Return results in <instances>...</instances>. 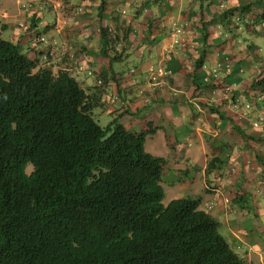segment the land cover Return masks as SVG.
<instances>
[{
    "label": "crops",
    "instance_id": "obj_1",
    "mask_svg": "<svg viewBox=\"0 0 264 264\" xmlns=\"http://www.w3.org/2000/svg\"><path fill=\"white\" fill-rule=\"evenodd\" d=\"M36 34L60 51L45 64ZM0 38L74 77L97 123L153 129L169 202L198 200L243 264H264L262 0H0Z\"/></svg>",
    "mask_w": 264,
    "mask_h": 264
},
{
    "label": "trees",
    "instance_id": "obj_2",
    "mask_svg": "<svg viewBox=\"0 0 264 264\" xmlns=\"http://www.w3.org/2000/svg\"><path fill=\"white\" fill-rule=\"evenodd\" d=\"M37 61L0 38V264H243L198 200L162 203L153 129L100 127L75 78Z\"/></svg>",
    "mask_w": 264,
    "mask_h": 264
},
{
    "label": "clouds",
    "instance_id": "obj_3",
    "mask_svg": "<svg viewBox=\"0 0 264 264\" xmlns=\"http://www.w3.org/2000/svg\"><path fill=\"white\" fill-rule=\"evenodd\" d=\"M234 2H235V0H234ZM32 7V5H28V4H26V6L25 5H23L22 6V10L23 11H25L27 14H29V16H36L37 15V11H40L41 10V6H35L33 9L31 8ZM77 12H80V11H77ZM20 27H22V26H20ZM39 37H43V38H45L48 42H49V40L44 36V35H39V34H36L35 36H34V38H33V49L34 50H36L37 52H39V55L40 56H42V51H40V49H39V47H40V45L37 43V41H36V39L37 38H39ZM49 44L55 49V55L53 56V57H50V59H53V58H55L58 54H59V49H57V46H56V44L55 45H53L52 43H50L49 42ZM39 45V46H38ZM113 52L115 51L114 49H113V47H112V49H111ZM42 59V58H41ZM48 60V59H47Z\"/></svg>",
    "mask_w": 264,
    "mask_h": 264
},
{
    "label": "built area",
    "instance_id": "obj_4",
    "mask_svg": "<svg viewBox=\"0 0 264 264\" xmlns=\"http://www.w3.org/2000/svg\"><path fill=\"white\" fill-rule=\"evenodd\" d=\"M36 41L40 45V51L43 52L41 56L43 61H46L49 57H53L55 55V49L49 44V42L45 38L39 37L36 39Z\"/></svg>",
    "mask_w": 264,
    "mask_h": 264
},
{
    "label": "rangeland",
    "instance_id": "obj_5",
    "mask_svg": "<svg viewBox=\"0 0 264 264\" xmlns=\"http://www.w3.org/2000/svg\"><path fill=\"white\" fill-rule=\"evenodd\" d=\"M44 11V10H43ZM242 29H244V27H242ZM98 125L100 126V127H102V128H104L105 126H107L108 125V123H107V121H99V123H98ZM26 172L27 173H30L31 172V166H28L27 167V169H26ZM163 188H164V193H165V197H164V199H163V201H162V203L164 204V205H166L168 202H169V196H168V191H167V187H166V185H163Z\"/></svg>",
    "mask_w": 264,
    "mask_h": 264
}]
</instances>
